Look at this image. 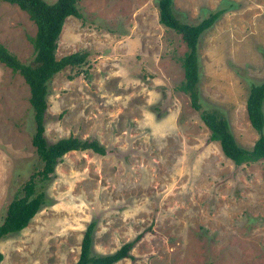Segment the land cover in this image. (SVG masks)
<instances>
[{
	"label": "rangeland",
	"instance_id": "1",
	"mask_svg": "<svg viewBox=\"0 0 264 264\" xmlns=\"http://www.w3.org/2000/svg\"><path fill=\"white\" fill-rule=\"evenodd\" d=\"M253 1L264 0H173L192 24L232 7L199 37V85L244 147L257 138L249 85L264 79V8ZM77 6L81 17L66 18L55 55L86 52L88 63L48 81L44 136L96 139L105 154L70 150L40 179L29 87L0 62V224L31 175L45 196L23 229L0 238V264H74L91 221L94 255L137 238L113 264H264V159L227 158L177 90L187 47L159 22L157 0ZM35 32L26 11L0 0V43L23 63L34 58Z\"/></svg>",
	"mask_w": 264,
	"mask_h": 264
},
{
	"label": "trees",
	"instance_id": "2",
	"mask_svg": "<svg viewBox=\"0 0 264 264\" xmlns=\"http://www.w3.org/2000/svg\"><path fill=\"white\" fill-rule=\"evenodd\" d=\"M18 5L26 11L36 26L31 37L34 58L30 63L21 62L0 43V62L12 71L19 73L29 87V102L33 109L34 132L32 145L42 161V169L37 173L40 179H48L56 164L70 150L91 149L105 154V149L96 139H79L77 137L61 138L56 142H48L44 136V117L47 108L46 96L48 81L52 76L70 67L78 75L87 62L86 52H71L57 58L55 51L57 41L68 16L81 17L77 3L80 0H3ZM158 19L164 26L181 35L186 44V51L181 58L183 79L177 90L187 94L190 106L198 111L204 125L210 130V139L218 141L222 153L236 165L264 159V79L259 83H250L246 97V113L257 138L250 147L239 145L236 141L226 114L216 106L206 105L200 91V75L198 62L199 37L212 27L217 18L225 10H215L198 23L181 21L174 13L173 0H157ZM70 77H73L70 75ZM35 174L31 175L23 185L24 194L12 199L6 208L5 216L0 224V238L23 229L45 202L44 192L36 190ZM91 221L82 236L80 251L74 264H113L123 258L130 257L136 239L123 243L116 251L105 255L91 253L94 231ZM2 254L0 253V260Z\"/></svg>",
	"mask_w": 264,
	"mask_h": 264
},
{
	"label": "crops",
	"instance_id": "3",
	"mask_svg": "<svg viewBox=\"0 0 264 264\" xmlns=\"http://www.w3.org/2000/svg\"><path fill=\"white\" fill-rule=\"evenodd\" d=\"M254 4L257 6H260L261 8H264V1H259V2L257 1V2H254ZM231 9H232V7H227V9L224 11V14L221 16V18H223L227 15L230 16V14H228V13H232Z\"/></svg>",
	"mask_w": 264,
	"mask_h": 264
}]
</instances>
